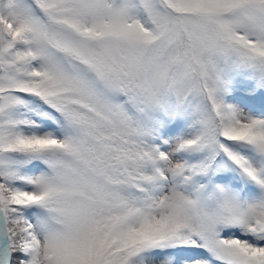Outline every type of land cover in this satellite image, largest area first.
<instances>
[{
  "label": "snow or ice",
  "instance_id": "snow-or-ice-1",
  "mask_svg": "<svg viewBox=\"0 0 264 264\" xmlns=\"http://www.w3.org/2000/svg\"><path fill=\"white\" fill-rule=\"evenodd\" d=\"M0 264H264V0H0Z\"/></svg>",
  "mask_w": 264,
  "mask_h": 264
}]
</instances>
